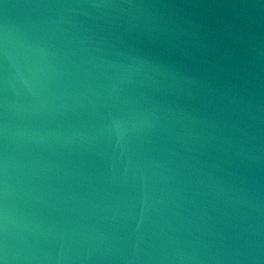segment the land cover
I'll return each mask as SVG.
<instances>
[{
  "label": "water",
  "instance_id": "water-1",
  "mask_svg": "<svg viewBox=\"0 0 264 264\" xmlns=\"http://www.w3.org/2000/svg\"><path fill=\"white\" fill-rule=\"evenodd\" d=\"M3 264H264V0H0Z\"/></svg>",
  "mask_w": 264,
  "mask_h": 264
},
{
  "label": "snow or ice",
  "instance_id": "snow-or-ice-1",
  "mask_svg": "<svg viewBox=\"0 0 264 264\" xmlns=\"http://www.w3.org/2000/svg\"><path fill=\"white\" fill-rule=\"evenodd\" d=\"M0 264H3V262H2V261H0Z\"/></svg>",
  "mask_w": 264,
  "mask_h": 264
}]
</instances>
